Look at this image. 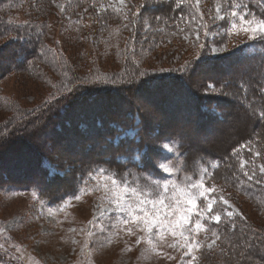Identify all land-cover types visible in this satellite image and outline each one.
Listing matches in <instances>:
<instances>
[{"label":"trees","instance_id":"obj_1","mask_svg":"<svg viewBox=\"0 0 264 264\" xmlns=\"http://www.w3.org/2000/svg\"><path fill=\"white\" fill-rule=\"evenodd\" d=\"M126 1L131 2L128 5L131 12L127 14L129 28L125 23L116 26L119 25L117 19L105 25L108 13L100 7L107 0H63L66 16L56 8L54 0H0V62L10 63L8 67L3 63L0 82L3 77L17 76L34 83L42 93L25 104L5 95L0 87V114L3 116L0 120L1 150L8 149L5 146L15 134L30 133L25 126L35 122L40 125L47 122L53 124L51 117L59 119L65 116L67 130L78 132H72L67 139L60 135L58 138L57 134L54 136L58 141L65 142L63 151L75 148L79 141L76 138L82 137L80 143L91 142L85 144V149H80L82 155L79 160L82 162L63 157L61 151L54 156L45 150L36 152L32 148L31 156L24 162L38 175L33 172L22 179L17 176L24 169L23 158L15 156L11 161L0 155V173L7 181L0 188L36 193L37 199L52 208H59L89 185L88 172L97 167L110 169L119 178L131 172L133 175L130 179L135 180L139 176L140 185L149 186L150 179L158 176L155 170L161 171L151 157L152 143L148 134L152 128L151 118H146L139 105L132 99H123L120 93L129 98L128 88H133L136 81L146 78L144 75L140 78L137 76L142 71L148 77H157L179 67L180 64H175L163 70L158 63L154 66L153 59L150 66L144 68L141 62L150 59L154 54L151 50L155 47L163 52L181 55L187 47L181 35L186 33L191 36L198 52L197 57L185 64L189 65V69L196 67L199 73L205 71L203 67L206 66L213 76L201 80L197 101L191 95L187 82L182 79L190 94L180 102L182 111L190 114L193 109L199 117V127L204 123L206 125V121L223 125L226 114H229L223 109L231 106L246 111V116L252 121L247 132L238 136L234 145L222 148V144L217 146L219 141L212 138L208 142V147L213 148L208 149L210 154L199 156L195 160L196 164L194 162L195 166L189 169L195 171L207 167L206 184L216 180L231 185L255 211L253 219L243 211H240L242 215L233 213L232 217H228L224 212L225 207L217 202L213 213H221L220 223L208 220L204 223L208 232L216 231L220 239L213 249L208 248L197 257V264H264V184L256 183L257 179L260 180L257 175L249 181L243 174V171H247L251 175L253 170L256 171L257 161L262 163L264 160V155L262 158L259 156L264 152V119L260 116L261 111H264V96L259 92V88L264 85V40L248 39L238 50L211 57L209 53L214 46L230 42L228 30L232 17L227 13L231 11L233 0H199V13L196 11V0ZM235 2L246 6L244 10L250 11L256 18H264V0ZM214 3L221 5L225 20H219L214 15ZM137 7V19L147 21L152 32L158 31L153 33L156 43L147 38L143 45L140 38L146 32L140 29H134L135 34L131 33L137 22L142 24L133 15ZM204 25H207V37L204 35ZM197 30L199 40L194 37ZM200 44L204 47L200 48ZM145 49L148 51L144 52ZM70 54H74L75 58ZM231 62L239 66L234 67ZM241 65L246 66V76L238 81L229 80ZM179 75L185 76L184 73ZM186 77L191 79L189 75ZM167 80L169 82L173 78ZM231 85L233 90L242 92L236 100H231ZM210 89L220 94H223L222 90L226 91L228 94H223L226 99L201 94L203 90ZM114 98L123 99V106L112 115L115 113L111 109L115 106ZM212 104L217 109L211 108ZM79 107L82 109H77ZM72 117L75 121H71ZM117 125L123 131H118ZM57 127L61 129L60 125ZM10 147L13 144L10 143ZM234 149L239 151L234 153ZM4 153L6 155L7 152ZM10 153L12 155V150ZM241 159L247 162L244 170L239 166ZM10 172L13 173L12 178L8 175ZM208 255L212 256L211 260H208Z\"/></svg>","mask_w":264,"mask_h":264},{"label":"rangeland","instance_id":"obj_2","mask_svg":"<svg viewBox=\"0 0 264 264\" xmlns=\"http://www.w3.org/2000/svg\"><path fill=\"white\" fill-rule=\"evenodd\" d=\"M54 3L57 9L62 12L65 11L66 5L64 7L63 0H54ZM129 3L131 2L126 0H124L123 5L119 3V0H107V2L103 3V8H100L106 9L108 13L105 25L117 19L119 25L116 26L125 23V26L129 28V17L127 19L124 18L125 15L131 12L130 8L128 9ZM216 5L217 3L212 5L214 15H216ZM116 8H120L121 11L117 12L115 10ZM65 13L62 14L66 16ZM135 13L139 15V7L136 8ZM138 15L134 16L135 20L140 21L142 24L137 22V25L130 30L131 33L135 34L134 29H140L143 33L146 32L145 36L140 38V40H143V45H145L147 38L153 43H156L157 40L153 33L158 31L152 32L151 27L148 28V23L145 24L143 20L137 19ZM137 32L139 33L138 30ZM175 36H178V34H175ZM194 37L196 40V33ZM246 37L248 36L244 33H232L230 42L222 46H214L213 48H217L218 51L216 53L211 51L209 55L213 57L229 50L230 53L233 50H238L240 45L249 39ZM181 38L187 46L181 55L163 52L162 49L155 47L151 50L154 54L150 56V59L148 58L149 60L141 62L144 68L145 66H150L153 59L155 60L154 66L158 63L163 70L175 64H180L179 67L174 68L169 74H159L157 77L144 75L143 77L146 78L136 81L133 88H128L127 93L129 94V98L124 93L119 92L123 99H132L139 105L142 111H144L143 114L146 118H151L150 124L152 128L148 131V134L152 143L151 157L153 162L159 165L161 153L165 150L163 145L169 141H174L170 146L171 152L167 157V162L173 164L179 170L178 173L170 177L168 174L163 173L162 170L160 172L155 170L158 176L150 179L149 186H151L153 179L162 181L174 178L182 181L184 175L194 173V171L189 169L191 166H195L194 162L196 164L199 156L206 157L210 154L208 153V149L212 150L213 148L208 147V142L212 138L219 141L217 146L222 144V148H225L227 145L236 143L238 136L245 134L252 124V121L245 114L247 112L234 106L229 108L224 107L223 111L227 110L229 114H226V118L222 122L223 125L206 121V125L204 123L199 127L197 124L199 117L194 114L193 109L190 114L189 112L182 111L180 102L186 95H190L187 93L182 79L187 82L191 89V95H194L195 97L193 96V98H196L197 101V92L201 80L204 78L203 80L205 81L208 78L207 76L213 75L206 66L203 67L205 71L200 73L196 67L190 68L188 73L181 70L184 64L188 63L189 59L193 60L197 57L198 52L189 34H182ZM260 41L262 40L260 39ZM143 51L147 52L148 50L145 49ZM70 55L73 59L75 58L74 54ZM3 63L5 67H8L10 64L8 61L7 63ZM3 63L0 62V69L4 67ZM231 65L234 67L239 66L235 62H231ZM142 72L145 73L144 71ZM179 73H184L185 76H180ZM186 74L192 80H188ZM246 74V66L241 65L237 69L236 74L231 75L229 80L235 79L238 81V79L244 78ZM137 76L139 78L141 77L140 74ZM168 78H173V80L167 82ZM164 79L166 81H162ZM178 79L181 80L176 81ZM142 84L143 86H140ZM0 87L5 95L25 104L42 94L40 93L41 89L37 88L34 83L18 78L17 76L3 77L0 82ZM230 89L233 90V86ZM222 93L228 94L224 90H222ZM241 93L237 92L236 89L231 91V100H236ZM201 94L205 97L214 95L226 99L225 95L220 94V92L214 89L203 90ZM123 99H113L115 106L111 107V109L115 113L112 115L116 114L119 107L123 106ZM204 100L207 101L208 99ZM32 103H35V101ZM211 108L216 107L212 104ZM77 109L81 110L82 108L79 107ZM256 110L258 111L259 108H256ZM2 118L3 116L0 114V120ZM64 118L65 116L59 119L51 117L54 120L53 124L47 122L40 125L35 122L30 126H25V129L29 130L28 132L30 133L21 132L15 134L12 137L14 138V142L11 138L5 146L8 149L2 151L0 148V155L9 158L11 161L15 159V156L17 158H23L22 162L24 163L25 170L23 169L18 173L17 177L19 179L35 172L28 165H25L24 162V159L27 160V157L31 156L32 148L36 152L45 150L54 156L61 151L63 157L76 160L80 159V155H82L80 149H85V144L91 142L80 143V138L82 137H75L79 140L77 144L75 143L77 146L63 151L62 149L66 147L64 145L65 142L58 141L59 139L57 137L64 136L67 139L69 138L68 136L73 134L72 132L74 134L78 133L76 132L77 130L71 132L67 130L68 126L64 122ZM77 119L81 120L80 117ZM72 120L75 121L74 117L71 118ZM155 122L159 125L157 123L154 125ZM57 125H60L61 129ZM74 126L77 129L76 125ZM36 130H39V132H36ZM56 134L58 136L54 137ZM10 143L13 144L12 148L10 147ZM11 150L13 152L12 155H10ZM4 152H7L6 155ZM263 155L264 152L259 156L262 158ZM156 158L159 160H156ZM1 165L0 172L2 171ZM261 165H264V160L262 163L257 161L255 173L260 177L261 183L264 184V174L259 171ZM35 173L37 176L38 173ZM8 175L12 178L13 173L10 172ZM200 175H203V173L201 172ZM97 181H100V177H97ZM0 182V185L7 183L1 173ZM213 184L216 186V190L210 193V197H214L212 195L217 196L214 198L225 207V214L227 211H233V213L242 215L240 211H243L250 219L255 217V211L245 202V197L232 188L231 185L222 184L219 181L213 180L209 184H206V186L212 187ZM77 196L80 199H76ZM77 196L59 208H52L41 199H37L34 194L0 188V264H188L191 257L183 254L186 249H180L178 245L176 248L168 246L176 240L170 234H166L163 241L156 239L155 235L153 236L157 244V251L155 252L150 249L145 241L137 244V239L146 235L145 232L140 230V227H142L141 222L136 221L134 223L123 224L121 220L124 214L117 212L115 206L109 203L102 188L97 189L96 181L89 179V185L84 187ZM221 196L228 200L229 205L232 207L224 205L220 200ZM127 228H131L132 233L127 232ZM155 231L153 229V233ZM89 233H92V235H89ZM195 239L202 245L199 250L192 253V255L198 257L203 254L204 250L209 248L208 245L215 238L212 237L210 232L201 231L196 235ZM216 244L217 241L211 249ZM212 251L211 254L213 253ZM211 258L212 256L208 255V260H211ZM193 264H197V259Z\"/></svg>","mask_w":264,"mask_h":264},{"label":"snow or ice","instance_id":"obj_3","mask_svg":"<svg viewBox=\"0 0 264 264\" xmlns=\"http://www.w3.org/2000/svg\"><path fill=\"white\" fill-rule=\"evenodd\" d=\"M119 3L123 5L124 0H119ZM196 3V11L199 13V0H196ZM101 7L103 8V5ZM245 7L233 0L231 11L227 13V15L232 17L228 34L243 32L248 35L250 40L258 38L264 40V18H256L250 11H245ZM115 10L117 12L121 11L120 8H116ZM133 15L138 14L133 13ZM124 18L127 19V15ZM216 18L219 20H225L226 18L221 12V5L219 3L216 5ZM144 23L147 24L148 22L144 21ZM204 28V35L207 37V25H204ZM185 38L187 39V37ZM196 39H200L198 30L196 32ZM203 47L204 45L200 44V48ZM211 51L216 53L218 49L212 48ZM181 70L188 71L189 65L185 64ZM145 74L143 72L140 73L141 76ZM68 91L71 92L72 89L69 88ZM259 92L261 96H264V85L259 88ZM260 116L264 119V111H261ZM117 130L123 131L119 125H117ZM172 143L174 141H169L163 145L165 150L161 153V160L158 165L162 172L168 174L170 177L176 175L179 171L173 164L167 162ZM241 147L244 146L242 145ZM238 151L239 149H234V153ZM245 163H247L245 160H240L239 166L241 170H244ZM215 166L218 167V165ZM259 171L264 174V165L260 166ZM201 172L203 175L199 174ZM243 174L249 181L253 180L256 175L255 170H253L251 175L247 171H243ZM132 175L133 173L129 172L123 178H119L117 173L104 167H97L88 172V178L97 182V189L102 188L109 203L115 206L117 212L124 214L121 220L123 224L134 223L136 221L141 222L142 227H140V230L145 232L146 235L139 237L136 241L137 244L145 241L150 249L155 252L157 251V244L153 236L155 235L156 239L163 241L166 234H170L176 240L168 246L176 248L178 245L180 249H186L183 254L190 256L188 264H193L197 257L192 255V253L202 247L195 237L201 231H209L204 221L208 220L216 224H219L221 221L220 212L209 215L213 213L217 200L214 197H210V193L216 190V186L214 184L212 187L206 186L207 167H201L195 170L193 174L184 175L182 181L174 178L162 181L153 179L151 186L143 187L139 183L140 177L137 176L133 180L129 178ZM97 177H100V181H97ZM256 183L259 184L261 181L257 179ZM76 199H80V197L77 196ZM220 200L224 205L232 207L223 196L220 197ZM226 215L232 217L233 211H227ZM153 229L156 230L155 233H153ZM126 231L132 233L131 228H127ZM89 235H92V233H89ZM211 235L215 239L208 245L209 249L220 239L216 231H212ZM73 242L75 243V241ZM241 256L243 257V253Z\"/></svg>","mask_w":264,"mask_h":264}]
</instances>
